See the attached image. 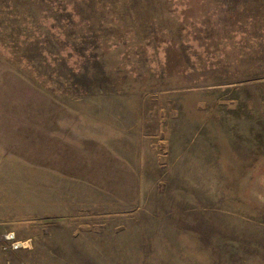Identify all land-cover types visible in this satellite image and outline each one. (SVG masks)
<instances>
[{
	"label": "rangeland",
	"instance_id": "rangeland-1",
	"mask_svg": "<svg viewBox=\"0 0 264 264\" xmlns=\"http://www.w3.org/2000/svg\"><path fill=\"white\" fill-rule=\"evenodd\" d=\"M0 264H264V0H0Z\"/></svg>",
	"mask_w": 264,
	"mask_h": 264
},
{
	"label": "water",
	"instance_id": "water-1",
	"mask_svg": "<svg viewBox=\"0 0 264 264\" xmlns=\"http://www.w3.org/2000/svg\"><path fill=\"white\" fill-rule=\"evenodd\" d=\"M18 245H19V246H18ZM18 245H17V248L20 247L21 244H18Z\"/></svg>",
	"mask_w": 264,
	"mask_h": 264
}]
</instances>
